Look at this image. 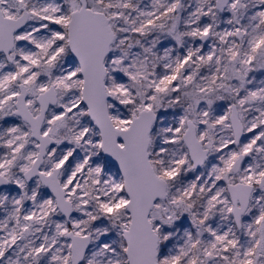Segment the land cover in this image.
Segmentation results:
<instances>
[{
	"label": "snow or ice",
	"instance_id": "obj_1",
	"mask_svg": "<svg viewBox=\"0 0 264 264\" xmlns=\"http://www.w3.org/2000/svg\"><path fill=\"white\" fill-rule=\"evenodd\" d=\"M0 264H264V0H0Z\"/></svg>",
	"mask_w": 264,
	"mask_h": 264
}]
</instances>
